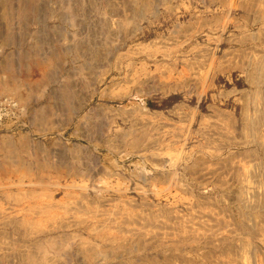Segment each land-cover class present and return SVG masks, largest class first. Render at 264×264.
I'll use <instances>...</instances> for the list:
<instances>
[{
  "label": "rangeland",
  "instance_id": "1",
  "mask_svg": "<svg viewBox=\"0 0 264 264\" xmlns=\"http://www.w3.org/2000/svg\"><path fill=\"white\" fill-rule=\"evenodd\" d=\"M263 79L264 0H0V264H264Z\"/></svg>",
  "mask_w": 264,
  "mask_h": 264
},
{
  "label": "bare ground",
  "instance_id": "2",
  "mask_svg": "<svg viewBox=\"0 0 264 264\" xmlns=\"http://www.w3.org/2000/svg\"><path fill=\"white\" fill-rule=\"evenodd\" d=\"M140 1H141V0H140ZM142 1H143V0H142ZM135 2H136V1H135ZM144 2H145V1H144ZM149 2H150V1H149ZM150 3H151V2H150ZM225 3H226V2H225ZM244 3H245V2H244ZM146 4H147V3H145V6H146ZM152 4H153V3H152ZM147 5H148V4H147ZM153 5H154V4H153ZM139 6H141V5H139ZM148 6H149V5H148ZM149 7H150V6H149ZM151 7H152V6H151ZM142 8H145L144 5H143ZM146 8H147V7H146ZM153 14H154V13H153ZM194 19H196V18H194ZM202 19H203V18H202ZM199 20H200V19H199ZM190 22H191V21H190ZM188 23H189V22H188ZM198 23H199V22H198ZM205 23H206V22H205ZM194 24H195V23H194ZM185 25H186V24H185ZM187 25H188V24H187ZM182 28H183V27H182ZM175 32H176V31H175ZM163 54H165V53H163ZM214 58H215V57H214ZM211 60H212V59H211ZM213 60H214V59H213ZM210 62H211V61H210ZM212 62H213V61H212ZM214 64H215V63H214ZM211 66H212V63H211ZM216 66H218V64H217ZM184 69H185V68H184ZM179 73H180V72H179ZM257 77H258V75H257ZM259 77H260V76H259ZM262 78H263V77H262ZM256 79H257V78H256ZM258 80H259V78H258ZM258 80H256V81H258ZM263 80H264V79H263ZM251 81H252V80H251ZM254 81H255V80H254ZM2 83H3V82H2ZM2 83H1V81H0V85H2ZM258 83L260 84V82H258ZM254 84H256V83L254 82ZM6 86H7V85H6ZM4 89H5V88H4ZM255 89H256V88H255ZM1 91H2V90H1ZM255 91H257V89H256ZM258 91H259V90H258ZM6 92H7V91H6ZM2 93H3V91H2ZM250 93H251V92H250ZM253 93H254V91H253ZM253 93H251V94H253ZM255 93H256V92H255ZM251 94H250V95H251ZM258 95H259V93H258ZM255 96H256V95H255ZM260 96H261V94H260ZM11 97H12V96H11ZM4 98H7V99L5 100V102H7V103L10 102V103H11L10 105H14V106H10V107H13V108L15 107L16 109H18V108H19V109L22 108V107H20L19 105H17V104H19V103H15L16 101L14 102V99H12V98H10V97H6V96H5V97H1L0 100H1V99H4ZM254 99H255V97H254ZM1 101H2V100H1ZM1 101H0V103H1ZM256 101H257V100L255 99V102H256ZM258 101H259V100H258ZM258 101H257V102H258ZM3 103H4V102H3ZM14 103H15V104H14ZM263 104H264V103H263ZM0 106H1V105H0ZM18 106H19V107H18ZM261 106L263 107L264 105H261ZM2 109H3V108H2ZM22 109H23V108H22ZM22 109H21V110H22ZM13 110H14V109H13ZM263 110H264V108H263ZM6 111H7V110H6ZM20 112H22V111H20ZM24 112H25V110H24ZM21 114H22V113H21ZM14 115H15V114H14ZM222 115H223V114H222ZM19 116H20V115H19ZM19 116H18V117H19ZM22 116H23V114H22ZM262 116H264V115H262ZM4 117H5V116H4ZM6 117H7V116H6ZM20 117H21V116H20ZM0 118H1V119L3 118V115H2L1 113H0ZM261 118H262V117H261ZM263 118H264V117H263ZM203 120H204V119H203ZM252 121H253V120H252ZM252 121H250V122H251V123L255 122V121H253V122H252ZM263 121H264V120H263ZM259 122H260V121H259ZM2 123H3V122H2ZM4 123H5V122H4ZM178 123H179V122H178ZM226 123H227V122H226ZM228 123H229V121H228ZM256 123H257V122H256ZM256 123H255V124H256ZM255 124H254V125H255ZM2 125H4V124H2ZM227 125H228V124H227ZM255 126H256V125H255ZM228 130H229V129H228ZM137 139H138V138H137ZM22 140H23V139H22ZM132 141H133V140H132ZM139 141H140V140H139ZM134 143H135V141H134ZM136 143H137V142H136ZM132 144H133V143H132ZM36 183H37V181H36ZM39 184H41V183H39ZM42 184H43V183H42ZM46 185H47V184L45 183L43 186L45 187Z\"/></svg>",
  "mask_w": 264,
  "mask_h": 264
}]
</instances>
